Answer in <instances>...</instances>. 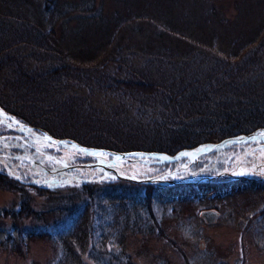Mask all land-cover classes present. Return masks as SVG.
Listing matches in <instances>:
<instances>
[{"label": "rangeland", "instance_id": "1", "mask_svg": "<svg viewBox=\"0 0 264 264\" xmlns=\"http://www.w3.org/2000/svg\"><path fill=\"white\" fill-rule=\"evenodd\" d=\"M12 28L14 33L10 31ZM261 32H264V0H0V58L4 60L12 55L15 59L8 58L9 61L0 66V101L58 139L66 137L81 145L109 147L121 152L127 148L160 152L162 150H155L151 142L136 143L140 135L113 137L117 133L129 134L138 126L139 129L133 131L149 129L154 133L163 127L157 122L164 121L167 106L161 97L153 102L148 97L155 95L148 93L144 95L148 99L142 102L139 88L142 90L143 85H139V81H159L162 86L176 91L181 84L213 71V67L237 66L240 87L253 88L255 94L263 95L264 45L258 55L252 57L255 63L246 70L242 64L248 54L231 65L222 64L211 55L212 48L222 53L231 51L230 48L233 53L242 51L248 42L260 38ZM123 54L130 72L123 67L125 63L117 62ZM182 59L190 65L179 64ZM60 62L89 63L95 69L105 66L104 80L105 76H114L127 83L123 84L124 90L111 94L96 84L88 88L92 77L87 80L80 72H68L58 81L50 80L52 95L43 93L44 103L34 104V100L35 103L41 100L35 91L37 86L27 88L17 81L20 76L15 67L19 63L22 69L34 72ZM118 67H123V73L117 72ZM67 93L81 102L80 111L86 109L97 116L83 117L86 119L81 122V118H72L69 122V119L46 117L43 111L51 106L50 98L58 100ZM229 93L223 89L221 95ZM140 109L144 111L137 112ZM94 118L102 122V127H94L95 131L86 121ZM106 122L125 128L106 131L103 128ZM128 123L132 126L127 127ZM87 129L90 131L85 132ZM93 131L95 134L88 133ZM98 138L104 144L97 141ZM223 139L215 137V142L209 144ZM115 140L120 143L112 144ZM256 145L246 149L236 147L241 149L239 156L230 159L229 165L221 170L215 169L217 160L213 165L201 167L214 166L215 173L211 174L212 170L208 169L210 174L199 173L201 176L194 182L192 177L189 181L186 179L201 168L191 170L189 158L180 159L183 162L172 168L152 162L157 166L142 168L149 161H137L139 157L122 158L119 166L131 170L137 177H150L173 169L183 175L176 171L169 177L173 182L162 185H125L131 192L130 198L116 195L114 190L99 184L106 192L98 198L105 207L112 205L111 212L106 214L100 204L93 208V203L77 201L74 208L54 211L55 205L73 202L76 192L72 193L75 188L72 181L35 185L31 179L26 182L11 175L13 184L0 182V264H111L99 248L120 243L135 264H264V148H254ZM219 152H215L216 155ZM75 154L61 157L73 160ZM85 157L83 163L97 161ZM98 171L99 175L94 177L100 176ZM239 173L247 180L233 176ZM206 176L208 182L204 180ZM103 179L97 180L103 182ZM152 191L154 219L149 220V211L136 197L145 194L151 198ZM121 202L125 206L120 205ZM32 209L41 211V219L31 214ZM207 209L217 212L215 221L207 223L201 216ZM95 212L100 213L96 219L101 216V220L106 221V228L99 230L100 236L95 235L97 231L90 235L89 231L94 229L86 227L90 223L85 217L90 218ZM63 218L71 220L72 227L65 229L59 223ZM30 225L32 230L22 233V227ZM41 226L43 231L36 234ZM66 235L72 238L69 248L64 244Z\"/></svg>", "mask_w": 264, "mask_h": 264}, {"label": "trees", "instance_id": "2", "mask_svg": "<svg viewBox=\"0 0 264 264\" xmlns=\"http://www.w3.org/2000/svg\"><path fill=\"white\" fill-rule=\"evenodd\" d=\"M11 33H14L13 28L10 30ZM260 38L255 39L251 42H248L246 46L243 48L242 51L233 53V49H228L231 51H223L219 52L217 49H211V55L222 64L226 63V65H231L234 62H238L239 58L243 59L245 58V54H248L245 58V62L242 64V67L244 70L250 68L251 64L253 65L255 63L254 60H252V57L255 55H258L259 49L262 45H264V32L259 33ZM23 41H25L23 39ZM234 47V46H232ZM258 47V49H257ZM237 53V54H236ZM117 59V62H121L122 64L124 62V54L120 55ZM14 59V56L9 57L7 56L6 59L0 58V66L3 62L9 61V59ZM149 60V59H148ZM186 59L180 60L179 64L181 63L184 66L190 65V62L185 61ZM109 62H114V60H109ZM108 63V61H107ZM123 67H126L127 72H130V65H127L126 63L123 64ZM21 65L18 63V65L15 67L18 74L19 79L17 81L22 82L24 85H27V88L31 86H37L35 91H37V97H40V103L33 101L34 104H42L44 102V96L52 95L51 90L52 88H49L52 86V82L50 80L58 81L60 78H63V75L67 74L68 72L71 73H79L83 75L84 79H91L90 82H92V86L90 84H87L88 88L93 87L94 84H96L99 89H102L105 92H109L113 94L114 92L117 94V91L124 90L123 84L127 81L116 79V77H107L105 76L104 80V74L107 72L104 68L101 67L95 69L92 65H89V63H83L82 65H78L76 63H65L60 62V64H56V66H51L49 68H45V70H35L34 72H27V70H24L20 67ZM220 66V65H219ZM123 67H118L117 72L123 73ZM101 69V70H100ZM237 66L235 67H228L225 68V65H223V68H218V66L213 67V71H208L209 73H205L201 78H193L190 82L186 84H181V88L176 91L170 90L168 87L162 86V84L157 82H148L147 80L139 81L145 87V90L142 87V90L139 88L140 97L143 99H140L142 102L144 100H147L150 98L153 100L156 97H161L164 104L167 106V111L164 116V121L157 122L159 125H162L163 127H159L158 130L152 131L145 130V131H133L139 129V126L137 128H132V132H129V134L126 135H119L118 133L115 134L113 137L117 138H126V137H132V136H138L140 135L141 138H137L135 141L136 143L143 144L145 142H151L155 145V150L157 151H164L167 153H175L177 150L183 149V148H193L194 146L201 144V143H210L215 142V137H218V139L226 138L227 136H235L238 134H249V132L252 131H260L264 128V94H255L253 88H248L246 86L240 87L241 84L238 83V80L241 79L238 77L239 73L237 72ZM97 70V71H96ZM92 71H95V73H92ZM99 71V72H98ZM106 71V72H105ZM103 76H102V74ZM101 74V76L96 77L98 74ZM21 76H24L22 78ZM94 78V79H93ZM239 86V88H238ZM136 89V88H135ZM229 90V94L221 95L222 90ZM101 90V91H102ZM137 90V89H136ZM234 91V92H233ZM44 93V96H43ZM148 93V95L154 94V96L148 97L145 99V96ZM224 93V92H223ZM42 94V95H41ZM36 95V94H35ZM41 95V96H40ZM219 96V97H217ZM36 97V96H35ZM50 104L47 109H44V113H46V117L48 115L55 119H69V122H72V118H81L79 122L85 120L86 118L83 117H92L97 116L95 113H91L90 111H80L81 102H76L70 93L64 94L63 97L59 98L58 100L54 98H50ZM40 109H42L39 105ZM144 110L140 109L137 110V112H143ZM117 114V113H116ZM89 124V127L93 126L91 130H96L99 127H102V122L97 121V118H94L92 120H86ZM74 123V122H73ZM99 124V125H98ZM155 124V123H154ZM132 126V124L128 123L127 127ZM94 127L96 129H94ZM105 127L106 131L110 132L113 130L114 132H117L122 127L125 128V126H117L116 124H109L104 123L103 128ZM112 127V128H111ZM120 127V128H119ZM156 127V124H155ZM50 128V127H49ZM51 129V128H50ZM102 130V129H101ZM90 131V129L85 130ZM94 131L92 133L88 132L89 134H95ZM84 132V131H83ZM149 136L147 135L148 133ZM113 133V132H112ZM134 137V138H136ZM115 139V138H114ZM101 144H104V141L100 138L98 140ZM113 142V143H112ZM112 144H117L115 141H112ZM107 144V143H106ZM111 145V144H110ZM96 147V146H95ZM99 148V147H98ZM106 148V147H105ZM109 148V147H108ZM107 148V149H108ZM110 149V148H109ZM127 150H136L133 148H127ZM122 151V152H126ZM140 150V149H139ZM241 149L236 148L235 146H231L227 148V150H223L219 153V157H224L226 159H236L237 156H239V151ZM147 151V150H145ZM73 160H77L78 162H82L87 157L81 156V155H73ZM216 153H210L206 154L203 157H200L198 159H195L193 163L190 164V169L195 170L201 167H206L213 165V159H215ZM91 159V158H90ZM93 160V159H91ZM147 161H150V159H146ZM182 160L174 161L172 163H161L159 165H164L166 167L172 168L175 165H178ZM150 165H154L152 163L150 164H143V167H149ZM154 166H157L155 164ZM225 168L226 166L221 162L217 161L215 164V168ZM137 171V169H135ZM3 172L0 173V182L4 183H10L11 174L4 173L3 169H1ZM206 173L210 174L209 171H206ZM205 172L201 175L204 176L206 174ZM177 174H182L177 171ZM181 175V176H182ZM200 177V175L198 176ZM238 178V177H237ZM243 179H246V177H240ZM238 178V179H240ZM103 182H100L98 180L95 181H84V182H78V181H72L71 184L74 185L73 191L75 196L73 197V202L71 203H62L61 205H55L53 207L54 211H61V210H68L73 207V204L77 202H89L93 203L96 207L97 204H100L101 211H104L103 213H109L111 212L110 208L112 205L107 206L108 212L106 209L104 210L105 205L103 204L102 200L99 198H102L103 192H106L100 188L102 184L103 188H107L109 190H114V193L116 195H122L129 197L131 195V192L127 191L126 186H139L141 183H135L132 181H126L121 179H115L113 177H106L103 179ZM207 182L209 180H206ZM205 181V182H206ZM12 183V182H11ZM13 184V183H12ZM126 185V186H125ZM153 191L150 193V196H153ZM99 196V198H98ZM148 198L147 195L143 194V197L137 198L139 199V202L142 200V203H144L145 209L149 211V220H153L154 216L152 213V204H153V197ZM135 197V196H133ZM81 201H78L79 199ZM130 198V197H129ZM148 198V199H147ZM146 199V200H145ZM147 201V202H146ZM122 205V202L120 203ZM75 206V205H74ZM125 206V205H122ZM105 207V208H107ZM59 213V212H58ZM102 213V214H103ZM31 214L34 215L36 219H41V211H36L35 209H32ZM100 213L95 212L92 214V217H85V221L88 224L86 227H90L91 230L89 231V234L91 235L93 232H96L100 236L99 230H104L106 221L100 219H96ZM19 217V216H18ZM16 217V218H18ZM111 218L108 216V220ZM96 219V220H95ZM109 222V221H108ZM59 223L66 227H72V221H68L66 219L59 220ZM110 223V222H109ZM21 226V225H20ZM41 229L43 227H39L36 230V234H41ZM23 230H32V225L30 227H22V233H25ZM21 233V234H22ZM34 233V231H33ZM105 235H108V233L105 231ZM61 234V233H60ZM86 235V234H85ZM84 235V236H85ZM60 239V236H59ZM66 241H64V244L67 248H69V242L72 239L70 236L66 235ZM74 241V239H73ZM77 242V240H76ZM110 244V243H109ZM125 246L120 243L114 246L113 244H110L109 246L105 245L103 247H100L99 252L102 253L106 259L111 261V264H135V262L131 259V255L126 253Z\"/></svg>", "mask_w": 264, "mask_h": 264}, {"label": "flooded vegetation", "instance_id": "3", "mask_svg": "<svg viewBox=\"0 0 264 264\" xmlns=\"http://www.w3.org/2000/svg\"><path fill=\"white\" fill-rule=\"evenodd\" d=\"M17 111H12L6 104L0 101V121H2V123H0V167L5 171L4 173L11 174L16 178L18 176L23 181L28 182L30 179L31 181H35V185H49L50 183L61 184L64 174L51 171V169H61L62 166L83 162L75 160L66 161L61 155H70L73 154L74 151L65 146H55L50 141L44 140L43 134H47V136L51 135L54 138L56 137L49 130L28 121ZM8 125H11V127ZM260 142L241 143L238 146L246 149L253 144H260ZM49 144H51V146H48ZM37 148H40L39 152ZM49 157H53V159H49ZM112 158L113 157L107 155L104 159L100 158L99 161L105 162ZM217 158V161H221L225 166H228L232 161L230 159H224V157H219V154ZM92 159V161H94L96 158ZM151 159L152 158H150V160ZM57 161H59V163H57ZM185 164H187V161L184 165ZM215 169L221 170L218 167ZM88 171H94V173H88ZM81 172H84L82 177H87L91 174H94V176L99 175L98 168L95 167L67 171V173L71 175ZM214 173V170H212L211 174ZM233 176L239 177L243 175L239 173ZM196 178L197 177L193 179V182ZM50 180H54L55 182H51ZM37 181L39 183H37Z\"/></svg>", "mask_w": 264, "mask_h": 264}, {"label": "water", "instance_id": "4", "mask_svg": "<svg viewBox=\"0 0 264 264\" xmlns=\"http://www.w3.org/2000/svg\"><path fill=\"white\" fill-rule=\"evenodd\" d=\"M261 133H264V129L259 131H252L249 132V134H238L235 136H227V138H224L220 142L216 144H199L194 146L193 148H184L183 150L177 151L175 154L169 155L168 153H165L163 151L156 152V151H142V150H128L127 152H121V151H114L111 149L107 148H98V147H90L86 145H81L74 139H69V138H54L51 135L48 137H51V143L55 146H65L66 148L72 149L75 153L84 155V156H89L92 158H96L97 161L94 163H77V164H72V165H66L62 166L61 169H51V171H57L58 173H63V181H78V182H84V181H95L97 179H103V177L106 178L108 177H113L115 179L121 178L123 180H130L135 183H145V184H167L171 183L173 181L169 180V177L173 176L174 172L177 170L173 169L172 172H166V173H161L158 175H153L150 177H137L133 174L131 170H127L126 168H123L122 166H119L118 161L122 158L124 159H130L131 157H139L136 159L137 161H143L145 162V159L147 158H152V161H149L148 163H157L161 164L163 162L167 163H172L174 161H178L183 158H189L190 162H194L195 159H198L201 156H205L206 154L214 153V152H219L220 150H224L230 145H238L240 143H249V142H255L258 141L260 144L256 145L254 148H264V135H261ZM252 137H255V139H252ZM61 142H66V143H61ZM75 144L78 146L79 149H86L87 152H80L78 151V148H73L72 145ZM250 151H252V148H250ZM91 152H96V153H104L105 155H113L114 158L111 160H107L105 162L99 161L100 158H105L100 155H91L88 153ZM182 153H188V155H181ZM218 156V154H217ZM217 156L215 158L214 164L216 163ZM116 157H120V159H116ZM133 160V159H131ZM88 167H96L100 170V176L99 177H94V174L87 176V177H82V174H69L67 171H70L72 169H83V168H88ZM214 169V166H211L209 168H201L195 171V173H190L189 176L187 177L186 181H189L190 178H195L198 176L199 173L205 172L206 170ZM123 172H126L128 174H124ZM207 176L204 178L206 180ZM203 180V179H198V181ZM51 182H55L54 180H50ZM175 183H178V181H174ZM32 183H35V181H32ZM201 216L205 218L206 222H213L217 219V212L212 209H207L201 212Z\"/></svg>", "mask_w": 264, "mask_h": 264}, {"label": "snow or ice", "instance_id": "5", "mask_svg": "<svg viewBox=\"0 0 264 264\" xmlns=\"http://www.w3.org/2000/svg\"><path fill=\"white\" fill-rule=\"evenodd\" d=\"M0 123H2V121H0ZM9 127H11V125H8ZM261 135H264V133H261ZM43 139L46 140V141H51V137H48L47 134H43ZM252 139H255V137H252ZM61 143H66V142H61ZM48 146H51V144H49ZM73 148H78L77 145L73 144L72 145ZM37 151L39 152L40 151V148H37ZM78 151L80 152H87L86 149H79L78 148ZM88 154H91V155H100V156H103L105 155L104 153H96V152H91V153H88ZM181 155H188V153H182ZM49 159H53V157H49ZM116 159H120V157H116ZM57 163H59V161H57ZM37 183H39L37 181Z\"/></svg>", "mask_w": 264, "mask_h": 264}]
</instances>
